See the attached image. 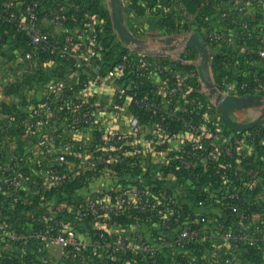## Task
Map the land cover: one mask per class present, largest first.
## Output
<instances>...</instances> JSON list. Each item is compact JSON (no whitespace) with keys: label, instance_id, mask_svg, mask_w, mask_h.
<instances>
[{"label":"crops","instance_id":"obj_1","mask_svg":"<svg viewBox=\"0 0 264 264\" xmlns=\"http://www.w3.org/2000/svg\"><path fill=\"white\" fill-rule=\"evenodd\" d=\"M93 1L95 0H43L40 30L56 35L70 33L85 37L88 32V21L96 20L97 14H93ZM97 1L99 3L97 5L103 8L105 13L104 18H99V21L101 20L99 25L103 31V38L108 40L109 45L103 50L101 57L95 59L90 69L76 70L55 59H45L38 55L34 60L27 61L21 53L24 45L20 36L0 24V125L3 124L6 113L12 111L24 113L34 102L44 98L48 84L72 85L80 88L81 95H89L92 100L97 99L95 115L102 120L104 131L123 134L132 146L142 152L139 165L127 171H111L88 179V182L71 190L62 188L59 192L53 193L51 190L46 195L33 194L26 187L21 188L16 199L15 196L0 192V221L7 219L10 223V233L22 235L38 214L61 209L66 212L69 225L80 232H93L97 228L96 223L77 218L73 210L74 204L99 191L112 192L119 186L128 185L142 186L146 189L160 187L164 195L171 190L176 201L195 214L211 219H222L232 228L238 229L240 224L234 218L227 201V193L236 189L242 193L241 205L258 214L253 216L247 226L253 227L261 219L259 213L262 212L264 216V187L252 195L244 190L245 183L251 175L264 173V137L251 136L249 132L251 130L242 132L231 130L222 119L217 108V100L220 96L227 95L260 96V101L231 112L230 118L240 124L259 121L260 123L254 128L260 127L264 131V96L256 91L247 95L231 94L227 89V86L234 82L251 80L256 76L264 77V60L254 55L253 61L246 64L241 60L246 45L238 50H232L208 39L211 32L222 30L220 17L224 9L223 4H220L221 0H120L123 23L138 40L169 42L175 34L199 35L206 44L205 49L209 59L205 66L202 51L196 45L188 46L184 56L185 64L179 63L180 65L167 64L168 59H161L163 57L159 54L153 56L147 54L154 58L153 63L166 64L167 74L171 75L176 83L181 82L191 87L189 94L176 95L171 108L176 112H186L188 98L193 92L194 99L203 102L201 121L206 124L209 133L219 134L217 141L224 146L222 153L211 152L210 159L200 154L193 167L194 169L201 166L215 170L217 176L214 180L201 183L199 180L179 178L174 171L173 160L179 159V156L190 147L186 134L187 126L178 122L171 128L165 127L163 133L158 122L136 113L131 98L124 100L117 98L120 83L114 80L104 84L98 82V77L105 76L109 66L119 59L121 47L131 50L133 45L124 43L118 34L113 21L111 0ZM254 13L253 9L245 14H237L227 21L224 30L236 35L243 28V24L254 21L257 17ZM61 15H69L72 18L69 27L54 25L52 19ZM132 54L135 59L134 69L148 70L151 63L144 58V53L134 50ZM202 67L205 69L206 79L201 75ZM27 68L29 71L26 73ZM146 77L157 88L163 101L166 100L163 76L148 70ZM212 89L216 91L215 95L211 94ZM234 116L238 119L236 120ZM63 137L86 146L82 154L70 158L76 161L80 158H90L94 130L89 128L75 132L65 130ZM236 140H239V143H236ZM2 141L0 166L47 161L48 153L44 148L45 145L36 136L20 132L5 136ZM57 150L53 151L57 152ZM229 171L230 174L227 175ZM193 191H197L199 196L204 194V198L198 199L197 204L190 198V196L194 197L189 193ZM261 221L264 225V217ZM108 226L114 234L143 231L151 240H157L163 234L155 225L144 221L130 220ZM178 230L179 225H174L170 229L164 228V253L169 252L166 248V240L175 238ZM209 235L214 234L210 231L204 232V237ZM259 243L258 246L264 251V240ZM41 246L42 244L35 240L24 246L11 241L8 235H0V264H67L59 250L46 251L42 250Z\"/></svg>","mask_w":264,"mask_h":264},{"label":"built area","instance_id":"obj_2","mask_svg":"<svg viewBox=\"0 0 264 264\" xmlns=\"http://www.w3.org/2000/svg\"><path fill=\"white\" fill-rule=\"evenodd\" d=\"M220 4H223L224 9L220 17L222 30L211 32L208 39L232 50H238L246 45L245 53L241 57L246 64L253 61L254 55L264 60V0H221ZM253 9L257 17L252 23L243 24V28L236 35L224 30L227 21L232 17ZM42 14L41 0L28 2L8 0L0 10V23L28 40L29 50L24 53L27 61L34 60L37 55L40 57L45 55L47 58L70 62L76 70H85L90 69L95 59L101 57L103 52L101 32L93 20L88 21V32L85 37L70 33L56 35L40 30ZM68 20L67 15L52 19L55 26L63 28H67ZM190 37L191 35H172L169 42H164V51L160 52V57L185 64L184 56L188 51L187 43ZM133 51L129 49L128 53L123 54L118 62L107 69L105 76L98 77V82L101 84L109 80L122 82L117 91V98L119 100L131 98L132 103L150 113L153 119L163 118L165 121L167 118L177 116L175 110L167 112V105H174L176 95L189 94L191 87L185 84L172 85L171 78L165 77L163 90L167 98L164 101H150L129 94L134 82L125 85L124 75L131 68L129 60ZM166 66L157 63L153 71L167 74ZM28 71L27 68L25 72ZM227 89L231 94L247 95L256 91L264 96V77L256 76L251 80L234 82L229 84ZM80 91L76 90L75 86L65 83H51L47 85L44 98L34 102L24 113L12 111L5 114L4 122L0 125V153L5 136L27 132L39 138L45 145L48 156L47 161L0 166L1 193L15 196L16 199L21 188L26 187L33 194L46 195L54 188L63 187L90 170L99 172L98 176H102L114 171L116 167L132 168L136 161L141 160L142 152L132 146L123 134L103 130L102 120L95 115L97 99L92 100L89 95L83 96ZM75 102L79 104L78 107H72ZM177 118L180 123L187 126L186 134L190 146L180 159L183 169L190 170L194 167L199 157L198 153L210 159L211 152H223L224 146L217 141L219 134L209 133L206 124L201 120L195 121L184 116ZM85 128L102 131L104 144L92 151L90 158L71 160L70 156L74 157L86 150L85 144L61 141L62 144L58 147V139L63 137L65 130L75 132ZM251 136L260 134L255 132ZM236 143H239V140H236ZM54 149H58L57 152L53 151ZM245 184L244 191L252 195L264 187V179L253 174ZM113 193L99 191L74 204L73 210L77 218L96 223L97 228L93 232L78 231L69 225L66 212L56 209L51 213L45 211L34 217L29 229L22 235L10 233V223L7 219L0 221V235H8L11 241L24 246L35 240L42 244V250H59L67 264H164V228L170 229V216L177 214L180 219L181 212L172 207L164 212L162 197L152 195L146 188L122 185ZM242 199V193L236 189L227 193L228 206L240 228H232L228 223L215 221L204 215L195 217L194 213H188L187 217L183 218L184 223L176 237L167 241L168 251H187L186 246L198 243L207 231L229 242L235 250L246 245H260L259 242L264 240V225L261 221L263 213H259L261 219L253 225L252 230L256 234L254 238L247 232V226L253 216L258 214L248 209L243 210ZM154 213L158 216L155 222ZM120 216L142 218L144 222L155 225L163 234L157 240H151L145 232L139 230L128 234H114L108 225L118 224L119 222L111 220Z\"/></svg>","mask_w":264,"mask_h":264},{"label":"trees","instance_id":"obj_3","mask_svg":"<svg viewBox=\"0 0 264 264\" xmlns=\"http://www.w3.org/2000/svg\"><path fill=\"white\" fill-rule=\"evenodd\" d=\"M7 1L8 0H0V10L2 9L3 5ZM20 1L28 2V1H31V0H20ZM41 1H42V9H43L44 2H43V0H41ZM92 4H94L93 14L94 15L97 14L96 17H95L96 20H93V21L96 23L97 29L101 32V41H102V47H103V50H104L106 48V46H108L109 44H108V40H106V38H103V33H102L103 31L100 29V25H99L101 20L99 21V18L100 19L104 18L105 17V13H104L103 8L99 7V5H97V4H99L97 0L93 1ZM67 16L69 17V20L67 22V27H69L72 18L69 15H67ZM1 25H3V24H1ZM3 26H5V25H3ZM5 27H7V26H5ZM8 29L11 30L10 28H8ZM11 31H13V30H11ZM19 36H20V38H21V40L23 42V45H24V47L21 48V53L24 55V53L29 50V43H28V40L24 36H21V35H19ZM121 51L122 52L120 53L119 59L116 62H118L120 60V58H121V56L123 54L128 53L129 49L122 46L121 47ZM42 58L47 59V56L42 55ZM144 58L146 60H148L149 63H151V65L148 66V70L149 71H153L154 70V66L156 65L155 63L152 62V60L154 58L151 57V56H148V55H144ZM50 59H52V58H50ZM161 59L164 60V58H161ZM59 62L64 64L65 66H67L69 68H74L73 64L70 63V62H65V61H59ZM166 62H167V64H172V65L179 64L177 62H172L170 60H166ZM115 63H113L109 67L113 66ZM129 63H130V67L131 68L124 75V81H125L124 84L125 85H130L131 81L134 82L132 84V86L130 87L129 94H131V95L135 94L138 98H143L144 97V98H146V99H148L150 101H155V100H158L159 102L163 101L161 95L158 93L157 88L153 84H151L149 82V80L147 79V77H146V75L148 74V70H146L147 71V73H146V71H137L136 69H134L135 59H134V56H133L132 53L130 54ZM158 64H161V65L164 66L163 62H160ZM161 75L163 76V79L165 77H170L172 85L182 84L181 82L176 83L174 81V78L171 75L164 74V73L161 74ZM119 83L122 85V82H119ZM135 85L137 86V88H135ZM75 89L76 90H80V88H78V87H75ZM193 94L194 93L192 92L191 95L189 96L190 98H188L189 103L187 104V111L186 112H176L175 111L177 116L167 118L165 121H164L163 118L153 119L151 117L150 113L145 111L140 106L135 105L134 103H132V106H133V109L136 111V113H138L139 115L145 116L148 119L150 118L151 120L158 122L160 128L162 129V131L164 133L165 127L171 128V126H174V125H176L179 122L177 117L184 116L187 119H191L192 118L195 121L201 120V114L203 112V108H202L203 107V105H202L203 102L201 103L200 100L197 101V99H194L195 95H193ZM78 105L79 104L75 102L72 105V107H78ZM171 107H172V105H169V104L167 105V112L168 113H170L171 111H174V109H172ZM249 132L251 134H254L255 132H258L260 134L259 137H261V138L264 137V131L260 127H256L254 129H251V131H249ZM63 138L64 137H60L58 139V142H57L58 147L61 146V144H62L61 141L63 140ZM103 144H104L103 132L98 130V129H95L94 130V142H93V146H92L91 150L95 151V150H97L99 148V146H101ZM200 154L201 153H198V155H200ZM181 158H182V155L179 156V159L173 160V168H174V171L178 175L179 178L184 177L185 179H190V180H193V181L199 180V181H201V183H206L208 180H212V179L214 180L215 177L217 176V172L215 170H211V169L209 170L208 168L205 169V168H203L201 166H198L197 168H194V169L192 168L190 170H185V169H183L181 167V163H180L181 162V160H180ZM70 159L74 160L72 158H70ZM138 165H139V161H136L134 166H138ZM129 169L130 168H128L126 166H120V167H116L114 171L122 172V171H127ZM99 174H100L99 172H96L94 170H90L87 173H85V174L81 175L80 177H78L77 179L68 182L65 186L54 188L51 191V193L59 192L60 189H62V188H67V189L71 190V189H74L76 187H80L81 185H83V183L88 182L89 181L88 179H92L94 177H97ZM229 174H230V171L228 172L227 175H229ZM259 176L264 179V173L263 174H259ZM134 187L144 188L142 186H134ZM114 191L109 192V193L114 194L113 193ZM149 192L152 195H156V196L162 197L163 202H164V212H165L166 209L171 208V207L174 208V209H178V211L181 212L182 217L180 219H178L177 214H174V215L170 216V218H171V227L174 226V225H179V228H180L183 225V223H184L183 218L187 217L186 215L188 213H192V214L194 213V212L190 211L189 209H187L186 206H182L180 203H178L176 201V198H175L174 194L171 192V190H168L167 194L164 195V193L161 192V188L160 187H152V188H149ZM189 193L194 196V197L190 196V198L192 199L193 203H195V204L199 203L198 199L204 198V194L202 196H199V193L197 191H193V192H189ZM241 208L243 210H247V208H244L243 205H241ZM249 211L252 212V210H249ZM197 216L198 215L195 214V217H197ZM153 217H154L153 218L154 222L158 220V216H156V213L153 214ZM130 220L143 221L142 218H128L126 216H120V217L112 218L111 221H117L119 223H122V222L130 221ZM213 220H215V221H223L224 223L227 224V222L222 220V219H218V220L217 219H213ZM103 221L107 222V220H103ZM91 222H92V220L89 223H91ZM170 240L171 239L168 238L166 241H170ZM192 248H193V244H189V245L186 246V250H189V249H192Z\"/></svg>","mask_w":264,"mask_h":264},{"label":"rangeland","instance_id":"obj_4","mask_svg":"<svg viewBox=\"0 0 264 264\" xmlns=\"http://www.w3.org/2000/svg\"><path fill=\"white\" fill-rule=\"evenodd\" d=\"M140 42V49L136 45L131 46V49L151 56L164 51V42H154L150 39H142ZM234 118L238 119L236 116ZM65 139L69 140L63 138L62 141ZM250 228L253 227H249L247 232L255 238L256 234ZM203 238L185 252L174 250L164 253V264H264V251L260 246L246 245L235 252L229 242L215 234Z\"/></svg>","mask_w":264,"mask_h":264},{"label":"water","instance_id":"obj_5","mask_svg":"<svg viewBox=\"0 0 264 264\" xmlns=\"http://www.w3.org/2000/svg\"><path fill=\"white\" fill-rule=\"evenodd\" d=\"M111 4L113 7V21L114 25L118 31V34L121 40L129 45H136L139 49L141 48V42L138 40L131 32H129L122 20V5L120 0H111ZM168 42V41H166ZM196 45L202 51L203 65L208 62L209 56L206 51V44L202 37L199 35H192L187 43V46ZM201 75L204 79H206L205 69L202 67ZM212 95L216 94V91L212 89ZM260 96H248V97H236V96H220L217 100V108L222 116L223 121L226 125L233 131H247L253 129L260 122L255 121L249 124H240L232 121L230 118V113L247 107L248 105L253 104L256 101H260Z\"/></svg>","mask_w":264,"mask_h":264}]
</instances>
